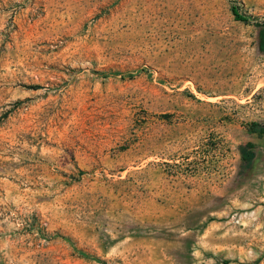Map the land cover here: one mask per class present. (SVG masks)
Masks as SVG:
<instances>
[{"label":"rangeland","instance_id":"obj_1","mask_svg":"<svg viewBox=\"0 0 264 264\" xmlns=\"http://www.w3.org/2000/svg\"><path fill=\"white\" fill-rule=\"evenodd\" d=\"M258 21L264 0H0V264H264Z\"/></svg>","mask_w":264,"mask_h":264},{"label":"trees","instance_id":"obj_2","mask_svg":"<svg viewBox=\"0 0 264 264\" xmlns=\"http://www.w3.org/2000/svg\"><path fill=\"white\" fill-rule=\"evenodd\" d=\"M232 12L235 16V19L251 22L253 17L247 15L241 11L240 7L237 4L232 5ZM257 25L259 29V47L260 50L264 52V22L258 21ZM250 132L257 133L259 136H264V123L260 121H249L246 123ZM242 163L246 167H250L255 159L256 150L253 142L249 141L244 146L241 147Z\"/></svg>","mask_w":264,"mask_h":264}]
</instances>
